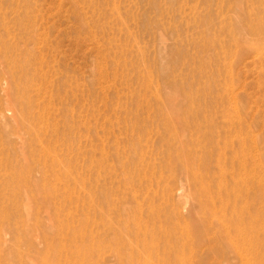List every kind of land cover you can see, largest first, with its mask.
<instances>
[{
	"label": "rangeland",
	"instance_id": "374dc122",
	"mask_svg": "<svg viewBox=\"0 0 264 264\" xmlns=\"http://www.w3.org/2000/svg\"><path fill=\"white\" fill-rule=\"evenodd\" d=\"M131 256L264 264V0H0V264Z\"/></svg>",
	"mask_w": 264,
	"mask_h": 264
},
{
	"label": "bare ground",
	"instance_id": "6f19581e",
	"mask_svg": "<svg viewBox=\"0 0 264 264\" xmlns=\"http://www.w3.org/2000/svg\"><path fill=\"white\" fill-rule=\"evenodd\" d=\"M174 105H172V107H173ZM177 107H175V110H176V112H177V109H176ZM174 110V111H175ZM171 111H173V110H171ZM178 115V114H177ZM60 249H55L54 250V253H53V256L55 257L56 255H58L59 256V254H60ZM144 257V256H143ZM147 258V257H146ZM150 258V257H149ZM52 259H59V258H52ZM151 259V258H150ZM147 260V259H146ZM149 262H150V260H148ZM53 262V260H51V261H49V262H45V264H51ZM131 263L132 264H134L135 263V257H133V256H131Z\"/></svg>",
	"mask_w": 264,
	"mask_h": 264
}]
</instances>
